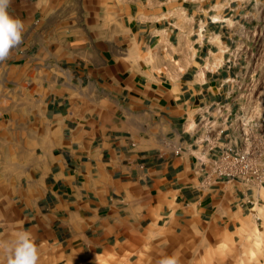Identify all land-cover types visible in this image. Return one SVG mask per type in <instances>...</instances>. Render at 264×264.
<instances>
[{
    "label": "crops",
    "instance_id": "1",
    "mask_svg": "<svg viewBox=\"0 0 264 264\" xmlns=\"http://www.w3.org/2000/svg\"><path fill=\"white\" fill-rule=\"evenodd\" d=\"M257 3L11 0L24 31L0 61V242L26 230L41 264H126L161 232L264 225V188L204 185L196 143Z\"/></svg>",
    "mask_w": 264,
    "mask_h": 264
},
{
    "label": "rangeland",
    "instance_id": "2",
    "mask_svg": "<svg viewBox=\"0 0 264 264\" xmlns=\"http://www.w3.org/2000/svg\"><path fill=\"white\" fill-rule=\"evenodd\" d=\"M253 11L254 16L248 17L247 30L237 35L230 50L238 74L230 83L235 87L232 94L235 108L242 107L248 114L264 113V0H258ZM263 228L264 225L255 221L242 222V228H231L236 238L231 233V237L224 236L221 240L161 232L151 238L148 252L134 254L133 262L126 264H158L162 258L173 254L180 264H255L264 256L261 253ZM0 256V264H7L6 258L4 262L2 254ZM41 262L40 258L39 264Z\"/></svg>",
    "mask_w": 264,
    "mask_h": 264
},
{
    "label": "built area",
    "instance_id": "3",
    "mask_svg": "<svg viewBox=\"0 0 264 264\" xmlns=\"http://www.w3.org/2000/svg\"><path fill=\"white\" fill-rule=\"evenodd\" d=\"M235 105L231 95L216 102L201 118L196 143L200 148L197 160L204 174L203 183L240 182L247 188L261 189L264 188V113L248 114Z\"/></svg>",
    "mask_w": 264,
    "mask_h": 264
},
{
    "label": "clouds",
    "instance_id": "4",
    "mask_svg": "<svg viewBox=\"0 0 264 264\" xmlns=\"http://www.w3.org/2000/svg\"><path fill=\"white\" fill-rule=\"evenodd\" d=\"M11 0H0V61L9 57L12 49L22 43L24 24L8 13ZM0 252L6 254L7 264H39V249L30 232L19 231L10 242H0ZM158 264H180L173 254L162 258Z\"/></svg>",
    "mask_w": 264,
    "mask_h": 264
}]
</instances>
